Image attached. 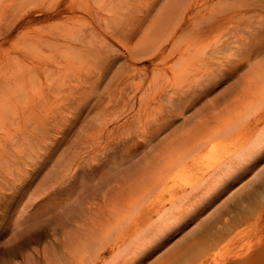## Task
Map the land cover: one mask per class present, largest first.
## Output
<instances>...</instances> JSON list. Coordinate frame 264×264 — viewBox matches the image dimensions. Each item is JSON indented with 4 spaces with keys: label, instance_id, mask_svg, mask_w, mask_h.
<instances>
[{
    "label": "rangeland",
    "instance_id": "rangeland-1",
    "mask_svg": "<svg viewBox=\"0 0 264 264\" xmlns=\"http://www.w3.org/2000/svg\"><path fill=\"white\" fill-rule=\"evenodd\" d=\"M58 1L26 0L20 3V0H0V14L5 5L11 4L15 8L14 13L6 11L5 19L4 14L1 17L4 28L16 25L21 14L28 13L25 21L33 18L40 20L17 27L16 33L11 37L4 34L0 38L3 45L0 49L1 54L7 60V65L10 61L29 60L30 55L36 52L50 54L52 61L65 63L70 58L73 49L70 45L80 46L77 38L69 40V33L64 35L69 31L66 29H70L71 33L72 27L76 28L75 30L88 28L89 33L91 30L89 21L93 18L85 14L83 8L91 9V6H97L100 0H68V4L77 11L73 19H67L64 13L44 18V14L51 11L49 6L52 5L53 9L57 8ZM236 1L238 0H214L209 6L217 9H220L218 6L224 8L232 6L231 11L243 7L241 14H246L243 23L251 22L252 26H258L261 31V36H255L251 43L263 39L264 14L259 15L255 12L256 6L246 7L253 0H242L243 5L234 6L240 4ZM115 2L117 5L113 6L115 9L123 5L120 0H115ZM137 3L139 4L138 0H131L125 10L128 12V17L124 20L117 18L115 23H111L121 28L124 26L127 34L120 38L108 35L107 42L111 49H103L107 45L105 40L103 47L101 43H98L101 50L97 49L95 56H101L104 59L103 63H96L93 60L95 63L88 60L80 61L73 53L74 57L70 58L69 62L73 59L74 63L79 64V68L77 64L69 63L66 66L68 67L66 73L61 70V66L51 61L50 65H46L47 68L40 70V81L45 79L46 71L50 70L49 77L56 80L66 74L62 80L64 79L67 90L71 85V91L53 102L50 113L45 110V104L34 107L37 116L41 118L45 116L50 129L44 142V148L41 150L42 155L32 159L31 156L36 153L30 156L19 152L21 149H13L14 147L5 149L0 146V250L22 244L24 252L22 255L12 256V264H157L165 256L164 253L169 250H171L169 258L177 252L180 256L188 251L187 247L191 246L196 236L204 231L205 227L214 226L215 228L209 230L215 232L223 226L224 220H231L242 210H246L247 215L237 230H243L244 242H253L256 234L258 236L262 234L264 209L260 220L255 214L264 201L261 188L264 182V171H261L264 161L258 166H247V171L238 168L232 173L220 171L214 176L208 173L203 163L204 156H202L195 164L190 163L183 169L186 175L191 174L188 177L189 182L197 181L198 184L189 193L184 191L185 181L179 180V195L186 192L184 195L186 198L180 204L186 207L184 210L186 215L176 212L179 213L177 220L172 226L169 223L171 227L159 245L152 246V248L144 245L136 247L127 236H122V232H119L118 247L113 248L110 243L103 247L100 242H96L102 235L103 230L101 229L107 228L103 222L104 215L116 213L113 207L117 208L115 203H118L122 192L119 193L116 189L118 183H106L105 161L102 158L105 152L100 151L99 155L85 152L84 147H88L85 146L86 141L96 140L101 148L107 145L108 148L104 150L111 154V157H116L118 161H121V154H124L133 164H139L145 163L163 147L171 145L178 136L180 145L181 141L202 120H207L212 127L226 125L230 128V135L228 136V133L219 142L233 147L236 139H239L238 133L243 124L242 121L245 117H253L251 116L252 109L244 111L243 106L237 103L242 89L248 86L245 83L244 70L238 76H232L225 83L217 86L210 96L191 108L187 109L184 104L185 100L179 98L176 105H179V114L172 122L170 121L169 126L163 129L164 132L159 127L152 126V121L154 117H160L165 113L159 115L158 111L150 109L149 104H142L147 94L141 93V100L133 98L130 101L133 106L128 105L129 99L126 98V94L133 86H126L122 91L119 87L121 78L116 79L118 74L121 75L122 69L126 68L123 57L133 53L127 47L131 41L127 37L129 28L133 27L135 22L142 21V18L135 16L137 8L132 9L137 6ZM261 4L260 2L259 5ZM103 6L105 9L109 8L107 4L103 3ZM247 8L249 10L246 12ZM105 12L110 14V11ZM144 23L148 28L140 27L132 31L134 36L138 34V37L134 38L129 45L132 51H135L134 47H137L142 35L152 34L155 28L153 27L154 20L144 21ZM57 27L62 29L61 35L50 36L49 31ZM231 27L232 33H229V29L225 26L200 35L180 32L177 39L182 44L210 42L214 46L215 43H219L218 40L222 35L232 34L236 49L228 50L226 54L228 58L236 59L237 55L233 56L232 53L237 54L238 52L245 55L253 50V48H237L239 42L244 43L249 39L251 29H245L244 25L242 29L236 26ZM142 29H146V34L142 32ZM22 30L28 31V35H19ZM235 45L232 44L233 47ZM115 55L119 57L117 65L113 60ZM144 59L143 64H147L148 71H151L152 65L147 63L148 58ZM33 61L36 59L32 58L31 62ZM174 62L179 66L180 75L187 60L179 58ZM4 74L5 77L9 75ZM149 75L152 76L151 72ZM35 77L38 78L36 75ZM179 82L186 83L181 80L180 76ZM184 83H179L180 89L186 88ZM35 84L42 86L38 82ZM56 84L58 88V81ZM32 89L33 86H30L21 90L7 91L4 94L0 91V94L4 96L0 101L3 104L1 125L10 123V119L12 121L19 114L20 108L29 100L38 101L32 99L37 91V89ZM29 90H31V98L23 97L25 93H29ZM90 99L92 100L85 104V101ZM262 105L263 103L255 107L261 109ZM126 116L130 118L129 124L123 123L126 121ZM164 122L166 123L167 119L161 118V123L164 124ZM6 129L0 130V133ZM258 158L259 156L256 159ZM70 168L72 172L69 171ZM222 182L225 184H221ZM226 183L228 186H225ZM120 186L124 188V185ZM9 187L11 189H8ZM249 192H251L250 196L247 197ZM201 195L207 200L200 201ZM191 204H194L193 211L189 209ZM90 206L94 210H89ZM98 207H101L100 211ZM67 208L75 210L74 217L68 218L65 215L64 210ZM0 259L9 260V257L0 252ZM253 262L264 264V251L258 254Z\"/></svg>",
    "mask_w": 264,
    "mask_h": 264
},
{
    "label": "bare ground",
    "instance_id": "bare-ground-1",
    "mask_svg": "<svg viewBox=\"0 0 264 264\" xmlns=\"http://www.w3.org/2000/svg\"><path fill=\"white\" fill-rule=\"evenodd\" d=\"M25 1L20 0V3ZM120 1L123 5L117 9L113 7L117 6L115 0H100L98 5H92L91 9L83 8L86 12L85 14L93 18L89 21V29L91 30L88 33V28L75 30L76 28L71 26L73 29L71 28L70 33V29H66L69 31L64 35L69 33V40L77 38L80 43V46L77 44L70 45V48L73 47L70 58L74 57L73 53H75L80 61L88 60L90 62L103 63L104 59L101 56H95L96 52H98L97 49H100V44L98 43H101L103 47L104 40L107 42L108 35L120 38L127 34L124 26L121 28L119 25H114V27L111 24L115 23L117 18L124 20L128 17V12L125 10L131 0ZM138 1L139 4L137 3V6L132 9L135 10L137 8L135 16L142 18L143 22H135L133 27L129 28L127 37L131 41L127 47L133 53L123 57L126 68L122 69L121 75L119 76L118 74L116 79L121 78L119 87H121L122 91L125 90L126 86H133L130 88V92L126 94V98L129 99L127 101L128 105L133 106V103L130 102L133 98L141 100V93L147 94L146 100H142V104H149L150 109L153 108L155 112L158 111L159 115L165 113V115L160 117H154L152 121V126L159 127L164 132L165 130L163 129L169 126L170 121L172 122L179 114V105L176 106L179 98L185 100L184 104L187 109L191 108L210 96L217 86L225 83L232 76H238L244 70L245 83L248 86L242 89L237 103L243 106L244 111L252 109L251 116L253 117H245V120L242 121L243 124L238 133L239 139H236L233 147L219 142L221 138H224L229 133L230 128L226 125L212 127L207 120H202L181 141L180 145L178 136L171 145L163 147L145 163L139 164H133L130 158L124 154H121V161H118L116 157H111L112 155L104 150V148H108L107 145L101 148L96 140L86 141L87 144L85 146L88 147H84L85 152H93L95 155H99L100 151L105 152L102 158L105 161L104 174L106 183H118L117 188H115L119 193L122 192L118 203H115L117 208L113 207L116 213L104 215L103 222L107 228L103 227L101 229L103 230L102 235L96 241L100 242L103 247L108 243L113 248L118 247L120 243L119 232L123 233L122 236H127L136 247L144 245L152 248V246L159 245L167 234V230L177 220L179 213L186 215L184 211L186 207L184 208L180 205L183 199L186 198L184 196L186 192L183 195H179V180L185 181L184 191L189 193L198 184L197 181L189 182L190 179L188 177L191 174L188 173L186 175V171L183 170L188 164H195L198 159L204 156L203 163L206 165L208 173L216 176L220 171L232 173L239 168L235 165L240 158L255 152L252 160H256L260 155V150H264V125L261 127L264 124V38L251 43L255 36H261V31L258 26H252L251 22L249 24L243 23L246 15L241 14L243 7L235 11L230 10V8H233L232 6L228 8L218 6L220 9H217L209 6L214 0ZM236 2L240 4L234 6L243 5L242 0ZM260 2L262 3L261 5H259ZM103 3L104 5L107 4L109 8L105 9ZM15 5L18 7L17 2H15ZM7 6H3L2 14H0V38L4 34H8L10 37L13 36L19 26L22 27L24 24H33L40 21L39 18L25 21L28 15L26 13L21 14V16L18 15L20 19L16 21V25L4 28L3 19L1 18L3 14L5 19L6 11L15 12V8L11 4ZM51 6H49L51 11H47L44 14V18L62 15L63 13L67 19H73L76 16L77 11L68 4V0H59L55 9ZM250 6H256L254 11L259 15L264 14V0H253L246 7ZM248 10L247 8L246 12ZM105 11H110V14ZM150 20H154L153 27H155L152 34L142 35L139 44H135L137 46L134 47L135 51H132L133 49L129 45H131L134 38L138 37V34L134 36L132 31L140 27L148 28L144 21ZM96 25H98L97 28ZM242 25L247 30L251 29L250 37L244 43L239 42L237 48H253V50L245 55H241L238 52L237 54L232 53L231 55L233 56L237 55L238 58L236 59H230L226 54L228 50L233 51L236 49L232 34L222 35L218 40L219 43H215L214 46L210 42L182 44L177 39V35L180 32L200 35L225 26L229 29V33H232L231 26L242 29ZM58 28L60 27L51 29L49 31L50 36L61 35L63 31ZM142 32L146 34V29H142ZM19 35L27 36L28 31L22 30ZM232 44L235 46L233 47ZM2 47L3 45L0 41V49ZM104 48L111 49L108 42ZM30 56L29 60L10 61L7 65V60L3 58L2 54L0 55V91L4 94L7 91L21 90L33 86L32 90L37 89V91L32 99L38 100H29L20 108L19 114L12 121L10 119V123L0 124V130L7 128L0 133V146L5 149H11L12 147H14L13 149H21L19 152H24L30 156L36 153L31 156L33 159V157L37 158L42 155L41 150L44 148V142L50 130L45 116L43 118L37 116L34 112V107L36 105L40 107V104L42 106L45 104V110L50 113L53 102L71 91V85L67 90L64 79L62 80L66 74L56 80L49 77L50 70L46 71L45 79L40 81V70L47 68L46 65H50L53 58L50 54L45 55L38 52ZM145 57L148 58L147 63L152 65L151 71H148L147 64H143ZM32 58L36 59V61L31 62ZM179 58L187 60L181 69L180 75L179 66L174 62L175 59L178 61ZM69 59L65 63H58L56 60L52 61V63L54 62L61 66V70L67 73V64L74 63L73 59L70 62ZM113 60L115 65H117L119 61L118 55H115ZM74 64H77L79 68L78 63L75 62ZM6 68L7 70L5 71ZM150 72L152 74L151 77L149 75ZM4 73L9 75L5 77ZM179 76L186 83L179 82ZM56 81H58V88ZM36 82L42 84V86H38L35 84ZM48 82L50 83L47 84ZM179 83H184L186 88L180 89ZM30 92L31 90H29V93H25L23 97L31 98ZM3 94H0V101ZM91 100L85 101V104H88ZM261 103H263L261 109L260 107H255V105ZM173 107L174 109H172ZM9 108L13 111L11 107ZM2 111L3 104L0 102V118ZM41 111L43 112V108ZM126 117V121H123V123L129 124L130 118L129 116ZM161 118H166L167 122L162 124ZM244 167H247V165ZM69 171L72 172V169L70 168ZM261 171H264V167ZM221 184L225 183L222 182ZM120 185H124V188ZM225 186H228V184L226 183ZM261 188L264 193V182L261 184ZM8 189H11V187ZM250 193L247 197L250 196ZM199 198L200 201L207 200L204 199L203 195ZM262 200H264V195ZM193 207L194 204H191L189 209L193 211ZM88 209L94 210L91 206ZM97 209L100 211L101 207ZM263 209L264 201L260 204L255 214L259 220L262 218ZM64 212L68 218L75 216L73 208H67ZM88 212L90 214V211ZM246 215L247 211L242 210L239 214L232 217L231 220H224L223 226L215 232L209 230L215 228L214 226L205 227L204 231L196 236L191 246L187 247L188 251L183 252L180 256L179 252H177L169 258L171 251L169 250L164 253L165 256L157 264H179L181 262L185 264H258V262L253 261L258 254L264 251V228L260 236L256 234L257 236H255L253 242L245 243L243 230H237V227L244 222ZM169 223L171 226H169ZM0 252L7 255L10 260L0 259V264H12V256L16 257L19 254H24L22 244L2 249Z\"/></svg>",
    "mask_w": 264,
    "mask_h": 264
},
{
    "label": "snow or ice",
    "instance_id": "snow-or-ice-1",
    "mask_svg": "<svg viewBox=\"0 0 264 264\" xmlns=\"http://www.w3.org/2000/svg\"><path fill=\"white\" fill-rule=\"evenodd\" d=\"M255 155V152L250 153L246 157L240 158L236 161V167L242 168L243 171H247L248 167L258 166L260 162L264 161V150H260L259 158L256 160H252V157ZM251 161V163H249ZM247 165L248 167H244Z\"/></svg>",
    "mask_w": 264,
    "mask_h": 264
}]
</instances>
